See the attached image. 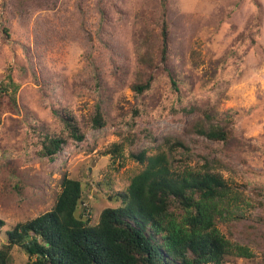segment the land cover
<instances>
[{
  "label": "rangeland",
  "instance_id": "1",
  "mask_svg": "<svg viewBox=\"0 0 264 264\" xmlns=\"http://www.w3.org/2000/svg\"><path fill=\"white\" fill-rule=\"evenodd\" d=\"M161 0H0V85H18L17 110L0 92V246L4 230L50 210L63 176L81 181L92 223L146 164L130 154L164 151L172 170H202L217 159L232 187L215 224L252 258L227 255L224 264H263L264 251V0H167L169 53L150 88L130 87L148 33L158 32ZM1 87V86H0ZM106 125L92 126L97 107ZM189 109L184 112L183 109ZM230 121L231 135L213 141L185 130L201 110ZM71 115L85 137L68 138L59 115ZM45 135L66 144L54 160L42 155ZM180 136L187 147L165 145ZM171 141L172 139H169ZM122 143L115 161L109 152ZM235 194V195H234ZM15 246L10 264H26Z\"/></svg>",
  "mask_w": 264,
  "mask_h": 264
},
{
  "label": "trees",
  "instance_id": "2",
  "mask_svg": "<svg viewBox=\"0 0 264 264\" xmlns=\"http://www.w3.org/2000/svg\"><path fill=\"white\" fill-rule=\"evenodd\" d=\"M160 5L158 32L144 37H151L150 45L156 47L153 55L146 53L139 59L136 78L130 85L135 93L148 90L156 71L166 69L167 0H161ZM166 70L176 86V75ZM0 86V92L8 96L10 108L17 110L18 85L8 76ZM1 107L0 102V113ZM200 113L204 118L191 123L185 134L195 130L213 141L228 139L230 121H215L211 112L203 109ZM59 117L68 138L81 141L85 137L71 115ZM91 122L95 128L106 125L99 106ZM162 139L164 145L187 147L180 136L166 135ZM66 142L67 138L61 135H45L40 152L54 160ZM121 147L122 143L112 144L109 152L114 161L120 156ZM145 152L142 149L130 154L141 163L146 161L145 167L131 177L118 196L121 205L103 208L95 223L84 204L81 181L63 176L61 190L50 210L4 230L0 264H10V252L15 246L28 255L26 264H224L227 255L253 257L248 246L230 242L215 224L216 216L221 215L220 203L233 194L232 187L214 168L219 163L217 159H206L197 172H177L171 169L164 151L154 155ZM4 224L0 218V229Z\"/></svg>",
  "mask_w": 264,
  "mask_h": 264
}]
</instances>
